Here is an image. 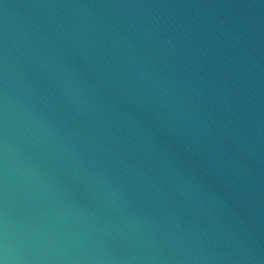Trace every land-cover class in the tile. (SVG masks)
Returning <instances> with one entry per match:
<instances>
[{
  "label": "water",
  "instance_id": "water-1",
  "mask_svg": "<svg viewBox=\"0 0 264 264\" xmlns=\"http://www.w3.org/2000/svg\"><path fill=\"white\" fill-rule=\"evenodd\" d=\"M0 264H264V0H0Z\"/></svg>",
  "mask_w": 264,
  "mask_h": 264
}]
</instances>
